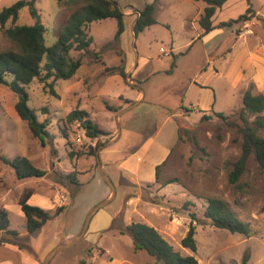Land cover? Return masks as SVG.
Instances as JSON below:
<instances>
[{"label": "rangeland", "instance_id": "rangeland-1", "mask_svg": "<svg viewBox=\"0 0 264 264\" xmlns=\"http://www.w3.org/2000/svg\"><path fill=\"white\" fill-rule=\"evenodd\" d=\"M17 1L0 0V10ZM115 1L125 14L118 40L115 19L95 21L86 26L92 38L88 50H71L73 58L82 60L72 79L45 81L41 76L25 86L29 106L39 121H48L51 137L44 139L45 145L17 115V95L0 85V157H26L47 173L19 180L0 159V208L8 211L11 231L0 230V262L20 264L15 248L38 264H156L146 252L135 251L128 234L120 233L141 222L155 227L181 255H194L199 264H243L246 254L247 264H264V175L251 157L240 180L229 181L242 140L216 115L235 117L249 89L264 96V21L256 17L198 39V5L205 4L160 0L157 23L135 36L137 12L154 0ZM254 4L260 9V0ZM83 5L80 0L36 1L47 46ZM245 5L246 0H234L215 20L237 17ZM16 23L35 24L28 7ZM10 26L8 22L6 28ZM13 47L0 26V51ZM122 58L131 71L127 81L102 65L120 66ZM76 109L88 112L106 134L92 139L78 122L70 123L68 116ZM255 118L250 116L249 123ZM28 190L37 196L31 205L52 213L65 207L33 234L19 205ZM41 197L43 206L35 204ZM211 197L227 202L248 224V237L212 225L205 216ZM101 209L111 213L112 223L105 228L100 222L92 231L91 222ZM192 223L196 252L181 246Z\"/></svg>", "mask_w": 264, "mask_h": 264}, {"label": "trees", "instance_id": "trees-1", "mask_svg": "<svg viewBox=\"0 0 264 264\" xmlns=\"http://www.w3.org/2000/svg\"><path fill=\"white\" fill-rule=\"evenodd\" d=\"M37 0H19L9 7L0 10V26L4 35L13 43L14 47L0 51V85L9 88L18 97L15 104V111L20 119L28 125L33 135L38 138L43 145L44 139L50 138L48 121H39L36 112L29 106V95L25 89L35 78L54 81L70 80L82 66L81 58H73L71 50L87 51L92 44V38L86 32V26L106 19H115L118 30L115 40H118L125 30V14L119 3L115 0H80L84 5L75 10L68 17L66 25L63 27L58 39L51 46L46 44V27L41 21V15L36 8ZM62 2L63 0H56ZM160 0L146 4L139 10L134 24V34L138 36L146 28L157 23L155 13L156 5ZM205 3V8L200 16L199 25L201 32L198 39H202L211 32L222 28H231L236 24L249 23L252 19L264 21V18L256 16L252 0H246L247 8L237 17L215 23L217 11L223 8L230 0H196ZM77 3L78 0H73ZM28 7L30 14L35 19V24L20 25L16 22L19 19L23 8ZM11 22V26L6 28V24ZM99 58V54L96 55ZM122 65L106 67L105 71L111 75H119L127 81L126 58L121 59ZM175 62L172 63V68ZM264 96L254 94L250 89L244 93L242 106L236 112L235 117H229L223 113L216 115L228 126L235 128L242 140V153L239 159L233 163V168L229 173V181L236 184L246 171L248 160L253 157L260 172L264 175ZM255 116L253 123H249L248 118ZM206 117H202L204 121ZM68 121L78 122L85 130L86 136L97 139L106 132L97 127L90 119L88 112L76 109L68 116ZM0 159L7 164L19 180L29 178H43L46 171L36 167L30 159L26 157L7 158L1 156ZM162 165L156 167V180H159ZM33 191H26L20 198L19 205L26 218V229L33 234L44 227L53 218L59 216L65 207L61 206L54 213L50 210L29 204ZM264 212V206L262 208ZM206 218L210 219L212 225L228 230L231 233H239L248 237L250 227L240 220L229 204L222 199L211 197L207 199L205 210ZM194 217V215H193ZM195 219V218H194ZM10 220L8 211L0 208V230L9 231ZM14 234L17 232L12 231ZM122 235L128 234L134 244L135 251H144L156 260V264H199L194 255H181L175 251L174 247L161 235L153 226L146 223L133 222L120 231ZM196 227L193 223L186 236L181 241L183 248L192 252L197 251V241L195 239ZM250 255L246 254L243 264H247Z\"/></svg>", "mask_w": 264, "mask_h": 264}, {"label": "crops", "instance_id": "crops-1", "mask_svg": "<svg viewBox=\"0 0 264 264\" xmlns=\"http://www.w3.org/2000/svg\"><path fill=\"white\" fill-rule=\"evenodd\" d=\"M234 0H230L223 8H221V9H219L218 11H217V13H216V15H215V17L217 16V14H218V12H220L222 9H224V8H226V7H228V5L230 4V3H232ZM205 4V3H204ZM252 4H253V8L255 7V4H254V0H252ZM199 6V8H200V10H199V12H198V15H199V19H200V16L202 15V13H203V11H204V8H205V6L204 7H201L200 5H198ZM244 8L246 9L247 8V3H246V5L244 6ZM264 8V0H260V9H255L254 8V10H255V12H256V16H260V17H262V18H264V15H263V11H262V9ZM137 16L138 15H136V17H135V21H136V18H137ZM214 17V18H215ZM224 21V20H223ZM215 23H218L216 20H215ZM135 24V23H134ZM214 31H216V30H214ZM211 33H213V32H211ZM211 33L209 34V35H207V36H210L211 35ZM199 35V34H198ZM207 36H205L203 39H205ZM126 58H128V57H126ZM127 67V66H126ZM126 71H127V73L128 74H130V70H127V68H126ZM167 152V149H165L164 150V153L163 154H165ZM35 197H37V196H34V197H32V198H30V200H29V204H31L32 202H33V199H35ZM42 199L41 200H39L40 202H36L35 204H37V205H41V206H43V205H45L44 203H45V200L43 199V197H41ZM112 220H113V217H112V215H111V213L110 212H108V211H106V210H104V209H101V210H99V212L97 213V216L93 219V221L91 222V227H92V231L93 230H95V229H98L97 228V226H99V224H100V222H104V224H105V228H109V226L111 225V223H112ZM94 228V229H93ZM104 228V229H105ZM100 230H97V232L96 233H98ZM13 251H14V253H15V255H16V257H17V259H18V261H20L22 264H38L37 263V261H36V258L33 256V257H31L29 254H27V253H25L24 251H22V250H20V249H15V248H13ZM13 264L12 262H9V261H1L0 262V264ZM20 263V264H21ZM132 263V262H131ZM130 263V264H131Z\"/></svg>", "mask_w": 264, "mask_h": 264}, {"label": "water", "instance_id": "water-1", "mask_svg": "<svg viewBox=\"0 0 264 264\" xmlns=\"http://www.w3.org/2000/svg\"><path fill=\"white\" fill-rule=\"evenodd\" d=\"M97 208H98V207H96V209H97ZM96 209H95V210H96ZM88 224H89V223H88V221H87V224H86V227H85V229H84V231H83V234H84V232L86 231ZM83 234H82L81 236H83ZM47 263H48V262L46 261L44 264H47Z\"/></svg>", "mask_w": 264, "mask_h": 264}]
</instances>
